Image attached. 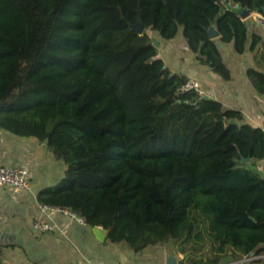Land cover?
<instances>
[{"label": "trees", "instance_id": "trees-1", "mask_svg": "<svg viewBox=\"0 0 264 264\" xmlns=\"http://www.w3.org/2000/svg\"><path fill=\"white\" fill-rule=\"evenodd\" d=\"M232 2L238 10L217 0H0V129L44 141L66 166L40 204L68 208L133 253L172 243L187 264L264 256V177L253 169L264 131L179 93L187 79L165 69L150 36L181 32L226 81L218 43L252 52L246 76L264 96V41L238 13L264 16V0Z\"/></svg>", "mask_w": 264, "mask_h": 264}, {"label": "crops", "instance_id": "crops-1", "mask_svg": "<svg viewBox=\"0 0 264 264\" xmlns=\"http://www.w3.org/2000/svg\"><path fill=\"white\" fill-rule=\"evenodd\" d=\"M241 20L249 36L255 33L264 41V26L248 16ZM150 36L166 70L197 82L208 99L220 102L226 109L239 111L243 123L264 131V96L255 92L246 76L247 69L256 67L252 52L238 55L231 46L218 43L230 73L226 81L199 63L187 48L181 32L167 41L155 32H150ZM212 39L217 40L218 34ZM249 42L247 39L246 47ZM0 166L24 170L29 183L27 189L0 186V264H166L167 259L173 258L178 264H187L185 254L172 243L149 246L140 253H133L125 244L108 242L106 232L100 227L79 224L63 214L42 212L39 193L57 186L66 169L44 141L0 129ZM253 169L264 177V161L255 164ZM37 219L51 223L53 231L34 233L32 223ZM263 258L236 259L229 252L218 264H264L260 263Z\"/></svg>", "mask_w": 264, "mask_h": 264}, {"label": "built area", "instance_id": "built-area-1", "mask_svg": "<svg viewBox=\"0 0 264 264\" xmlns=\"http://www.w3.org/2000/svg\"><path fill=\"white\" fill-rule=\"evenodd\" d=\"M223 10H238V5L232 2V0H217ZM241 10H239L240 14ZM248 17H251L253 21L264 26V16L259 13L250 12ZM179 93H186L193 91L200 99H208L206 92L193 80H187L180 88ZM0 186H6L14 189H27L29 183L27 181V174L24 170L15 168L13 166L1 167L0 166ZM42 212L51 214H63L79 224H85L84 219L72 212L68 208L48 206L39 204ZM54 226L43 219H37L32 223V231L36 234H42L52 232Z\"/></svg>", "mask_w": 264, "mask_h": 264}, {"label": "water", "instance_id": "water-1", "mask_svg": "<svg viewBox=\"0 0 264 264\" xmlns=\"http://www.w3.org/2000/svg\"><path fill=\"white\" fill-rule=\"evenodd\" d=\"M241 10V12H240V14H239V16H240V18H242V19H244V18H246L248 15H249V13H250V11L247 9V8H242V9H240ZM263 10V12H264V8L262 9ZM130 30H132V31H134V32H136V33H138V34H141L142 32H143V30H144V26L142 25V23H140V22H136L135 24H133V25H131L130 26ZM217 35V32L214 30V28L212 27L210 30H208L207 31V36L210 38V39H212L213 37H215ZM247 159H242V162L245 164V163H247ZM255 256V252H252L251 254H250V257H254ZM170 259V258H169ZM167 261L168 262H166V264H178L177 262H175L174 261V258L173 259H171V260H168L167 259Z\"/></svg>", "mask_w": 264, "mask_h": 264}, {"label": "rangeland", "instance_id": "rangeland-1", "mask_svg": "<svg viewBox=\"0 0 264 264\" xmlns=\"http://www.w3.org/2000/svg\"><path fill=\"white\" fill-rule=\"evenodd\" d=\"M184 247H186V249L190 251V252L188 251V253L191 254L193 257H197L198 255H201L203 253L202 250H194V249H192L189 244H185Z\"/></svg>", "mask_w": 264, "mask_h": 264}]
</instances>
